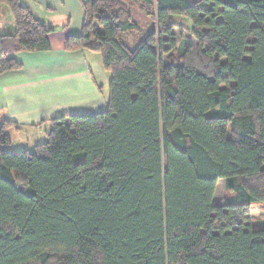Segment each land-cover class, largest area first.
Here are the masks:
<instances>
[{"label": "trees", "instance_id": "trees-1", "mask_svg": "<svg viewBox=\"0 0 264 264\" xmlns=\"http://www.w3.org/2000/svg\"><path fill=\"white\" fill-rule=\"evenodd\" d=\"M0 35L51 49L21 0ZM68 51L100 53L106 109L52 119L35 150L0 125V264H264V0H89ZM177 54V56H176ZM165 55H168L165 59ZM229 197L214 202L220 180Z\"/></svg>", "mask_w": 264, "mask_h": 264}, {"label": "crops", "instance_id": "crops-1", "mask_svg": "<svg viewBox=\"0 0 264 264\" xmlns=\"http://www.w3.org/2000/svg\"><path fill=\"white\" fill-rule=\"evenodd\" d=\"M21 1L52 29L51 49L19 52L15 58L23 67L0 74V118L14 122L11 129L17 134L30 130L47 136L52 119L106 109L112 73L104 68L100 53L65 47L67 37L82 33L89 0Z\"/></svg>", "mask_w": 264, "mask_h": 264}, {"label": "rangeland", "instance_id": "rangeland-1", "mask_svg": "<svg viewBox=\"0 0 264 264\" xmlns=\"http://www.w3.org/2000/svg\"><path fill=\"white\" fill-rule=\"evenodd\" d=\"M12 25L14 27L15 23L9 7L5 4H0V35L8 33L10 30H12ZM167 56L168 55H165V59ZM3 119L4 118H0V125L3 122ZM11 128L9 129V134L13 140V143L10 147L12 150H26V148H29V150L34 151V144H37V142H45L47 140V136L33 134L34 132H31L30 130H26L17 134L15 130ZM228 197L229 194L226 190V182L219 181L215 195V204L224 205ZM251 215L253 217V225L264 227V204L252 206Z\"/></svg>", "mask_w": 264, "mask_h": 264}]
</instances>
